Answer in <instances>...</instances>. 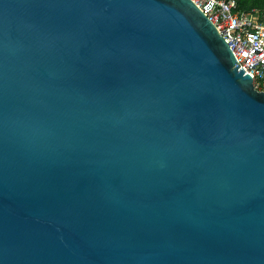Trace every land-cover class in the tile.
<instances>
[{"label": "water", "instance_id": "obj_1", "mask_svg": "<svg viewBox=\"0 0 264 264\" xmlns=\"http://www.w3.org/2000/svg\"><path fill=\"white\" fill-rule=\"evenodd\" d=\"M193 0H0V264H264V89Z\"/></svg>", "mask_w": 264, "mask_h": 264}, {"label": "built area", "instance_id": "obj_2", "mask_svg": "<svg viewBox=\"0 0 264 264\" xmlns=\"http://www.w3.org/2000/svg\"><path fill=\"white\" fill-rule=\"evenodd\" d=\"M215 24L236 57L238 69L264 89V7L240 9L236 0H193Z\"/></svg>", "mask_w": 264, "mask_h": 264}, {"label": "trees", "instance_id": "obj_3", "mask_svg": "<svg viewBox=\"0 0 264 264\" xmlns=\"http://www.w3.org/2000/svg\"><path fill=\"white\" fill-rule=\"evenodd\" d=\"M240 9L263 8L264 0H236Z\"/></svg>", "mask_w": 264, "mask_h": 264}]
</instances>
